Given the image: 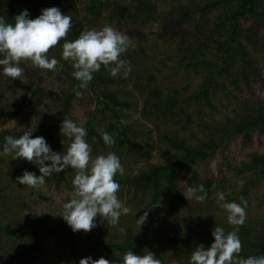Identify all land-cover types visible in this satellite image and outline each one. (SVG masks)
Returning a JSON list of instances; mask_svg holds the SVG:
<instances>
[{"label":"trees","instance_id":"16d2710c","mask_svg":"<svg viewBox=\"0 0 264 264\" xmlns=\"http://www.w3.org/2000/svg\"><path fill=\"white\" fill-rule=\"evenodd\" d=\"M77 2V0H0V16H3L6 22L14 23V17L25 9L29 12V18L35 19L42 14L43 9L58 7L64 15L72 17V28L67 37L47 54L49 59L55 57L58 60L56 67H61L58 73L65 75L69 84L68 88L56 97L54 103L60 110L61 119H65L66 116L71 118L74 103L83 99L86 93L91 94L94 101L89 102V105L94 106V109L88 112V120L83 127L87 131L86 140L94 152L98 144L102 146V150L108 148L95 126V122L101 120L106 124L105 132L115 137V144L111 147L119 151L127 150V156L131 158L138 154L139 161L150 155L144 151L141 143L131 137V128L123 120L126 108L138 106L137 99L140 101L143 99L142 114L145 118L155 116L164 124L181 126L187 130L197 114L202 118L201 112L195 110L197 100L214 109L216 96L221 92H232L231 86L242 91L245 87L250 89L254 81L259 79L264 81L256 57L258 53L264 51V35H260L261 29L264 30V0H205L202 5L181 6L182 18L195 21L198 14L200 17H206L220 10L221 14L214 24V30H209L207 27L209 25L198 19L193 24L194 33L179 36L169 56V60L174 62L171 67L175 74L183 72L187 79L192 76H201L202 82L196 94L183 97L178 89H174L172 93L163 95L162 87L154 86L152 83L157 77L153 72L144 69V47H139L138 54L127 50L121 55V59L129 61L132 65V70L126 79L122 76L111 77L102 66L100 71L93 74V80L88 87L79 89L77 87L79 81L72 76L74 69L71 62L62 59V45L66 41L78 38L86 27L83 23L85 18L82 17V10L86 12V18L93 16L97 20L109 11L106 17L118 24L124 21L151 22L157 19L158 12L153 0H81L83 7ZM250 19L253 20L251 26L244 28V21H250ZM0 58L3 57L0 56ZM20 66L24 68L23 75L31 79L28 87L32 90V94L29 98H23L17 102L18 98L8 92L10 91L9 83L3 81V66H0V108L11 110L14 116L25 113L29 108L37 113H44L45 110L41 111L39 105L44 104L45 109L49 107L45 79L41 80L32 76L27 71L25 63L21 62ZM49 73L53 72L49 71ZM142 73L148 76L145 85L141 83ZM130 84L133 90L126 89ZM74 89L81 91L82 95L77 96ZM186 89L188 90V87ZM242 106L243 108L236 110L233 116H227L222 120L209 118L210 120L202 121L201 128L204 136L196 145L189 143L178 131H165L162 133V141L169 148L162 154V162L151 164L147 169L137 174H128L125 178L114 177L120 184V190L117 193L119 197H122L125 192L132 193L133 202L138 203L139 207L145 204L148 198L151 199L149 207L153 209L154 218L150 228L135 231L130 225L126 228V237L121 243L104 242L92 233H85L82 230L73 232L62 215L56 217L45 213L38 220L12 224L7 218L8 210H4L7 213L5 217L0 216V245L3 239L7 240V244L4 251L0 246V264H34L31 261L37 253L42 251L41 246L35 243L38 240L44 241L47 237H57L61 242L68 244L73 252L78 251V245L87 242L93 250L103 251L106 259L116 261L117 264L122 260L123 254L130 250L135 254L143 255L148 251L156 254L161 248V257L170 255V260L188 261L192 251L199 245L210 247L215 240L212 235L215 228L210 229L206 234L182 229L166 233L164 230L166 220L159 217L158 211L163 197L170 201L169 210L184 208L190 212L194 211L195 208L184 197L180 186L185 167L211 159L234 138L242 136L243 144L246 146L251 142L255 131L264 133V105L258 103L257 106H250L246 103ZM28 129L3 131L0 134V150H3L6 136L18 138ZM58 129V125L33 128L32 137L43 136L53 151H63L64 147L56 142L54 136V132ZM251 158V163L245 164L240 172L255 169H261V171L248 183L250 187L247 186L248 188L242 192L244 195H248L250 188L255 185L261 175H264V154L254 153ZM24 162L28 170L33 169L31 162L26 159ZM68 169L74 172L72 168ZM23 173L14 172L13 180L19 183L16 178ZM53 174L64 176L60 172ZM65 179L64 181H67L69 185L70 180L67 176ZM190 182L198 186L203 185L207 193L206 197H209L214 190L212 178H207L200 183L197 175L194 174ZM5 190L6 187L0 186V199L6 197L2 195ZM27 203L24 202L25 205ZM153 204L156 206L153 207ZM199 211H204V208ZM62 212L63 210L60 214ZM238 236L242 242L241 256L245 258L264 256V225L240 226Z\"/></svg>","mask_w":264,"mask_h":264},{"label":"rangeland","instance_id":"374dc122","mask_svg":"<svg viewBox=\"0 0 264 264\" xmlns=\"http://www.w3.org/2000/svg\"><path fill=\"white\" fill-rule=\"evenodd\" d=\"M77 1V4L83 7L81 0ZM153 2L157 6L158 16L156 20L151 22L133 23L131 21H124L118 24L116 21H110L106 17L109 11H106L104 17L97 20L93 16L86 18V12L82 10V17L85 18L83 23L89 29H100L105 25H110L116 30L129 35L132 39V44L128 50L136 54L139 53V47H144V69L145 71L153 72L157 77L152 83L154 86L162 87L163 95L172 93L174 89H178L183 97L191 94L194 95L202 82L201 76H192L190 79H187L183 72L178 75L175 74L171 67L174 62L169 60V56H171V50L176 46V39L179 36L194 33L193 24L198 19H200V22H206L209 25L207 26L209 30H214V24L221 11L217 10L206 17H200L198 14L195 17V21H190L182 18L181 6L188 4L202 5L205 0H153ZM252 21L251 19L250 21H244V28H249ZM260 35H264L263 29H261ZM256 57L258 58L259 67L264 78V51L258 53ZM22 62L25 63L27 71L32 76L41 80L45 79V88L49 95L47 99L49 107L45 109L44 104H40L41 111L45 110L44 113H37L35 110L29 108L25 113L15 116L11 110L0 108V134L5 130L40 129L42 127L46 128L58 125L59 129L54 132V136L56 142L64 147V151L65 145L69 143V140L60 134V125L63 119L60 118V110L56 108L54 101L57 96L61 95L68 88V80L65 75L58 73L61 67H56L55 71H52L53 73L50 74V70L31 67V61ZM142 74L141 83L145 85L146 81H148V76L144 75V73ZM22 79L3 76V81L9 83L8 88H10V91L8 92H11L18 98L17 102L23 98H29L32 94V90L28 87L31 79L25 75H23ZM11 85L12 87H10ZM187 87L188 90L186 89ZM126 89L133 90L132 84ZM230 89L232 92H221L216 96L214 100L216 107L214 109H211L206 103L203 104L197 100L195 110L201 112L202 118L197 114L194 122L187 130H184L181 126L164 124L155 118V116L145 118L142 114L143 99L141 101L137 99L138 106L126 108L123 120L131 128V137L141 143L144 151L150 155L139 161L140 156L138 154L134 158H131L127 156V150L119 151L111 146H108L106 150H102L100 144H98L96 152L90 146L92 150L91 154L95 157L101 154L106 155L108 152H114L120 158L125 169L123 176L116 175L118 178L119 176L125 178L128 174H137L147 169L151 164L163 161L162 154L169 148L162 141V133L165 131H178L189 143L196 145L198 140H201L204 136L201 128L202 121L213 118L215 120H222L227 116H233L234 112L243 108L242 105L246 103L250 104V106H257L258 103L264 105V81L260 79L259 81L252 82L250 89L245 87L241 91L234 89L232 86ZM93 101L90 93H86L83 99L77 100L74 103L70 119L84 126L88 120V112L94 109V106L89 105V102ZM132 102L134 103V100ZM95 126L100 134L105 132V122L97 120ZM63 151L60 150L57 153H63ZM254 153L264 154V133H260L259 131L253 133L251 142L246 146L243 144V137L240 136L226 143L211 159L197 162L193 166H186L180 179V186L182 194L189 200L195 210L192 212L184 208L169 210L170 201L163 197L158 212L159 217L166 220L164 226L166 233L182 229L184 231L192 230L193 232H203L206 234L216 226L223 227L225 232L233 231L234 227L227 221L228 213L217 203L218 193H223L224 202L243 204V201H247L245 224H259L263 226L264 175H261L255 185L250 188L251 191L248 195L242 193L250 187L248 183L256 178L261 171V169H255L254 171L240 172V169L245 164L251 163V156ZM45 163L50 164L51 162L46 161ZM31 165L33 169L28 170L24 158H13L12 155H4L3 150H0V186L6 187V190L2 194L6 197H1L0 199V216L5 217L8 212L9 216L7 215V218L12 224H24L29 220H38L45 213L59 217L60 212L63 210V204L68 202L74 193L72 180L74 179L75 171H69L68 168L60 172L64 176L52 174L50 177L45 178L43 186L36 188L20 185L13 180V174L16 171L24 172L27 170L39 176V166L34 163H31ZM194 174L197 175L200 183L207 178H212L214 181L212 194L206 197L203 202L196 200L194 196L189 199L184 194V191L190 187H199L198 184L190 182ZM65 176L70 180L69 185H67V181H64L66 180ZM197 195H202V193L198 192ZM241 198H243V201ZM118 199L121 200L125 207L129 208V213L121 215L118 225L111 228L106 219L101 223V218L97 216L94 218L97 226L88 233L94 234L97 239L104 242L115 241L121 243L126 237V228L128 226L132 225L135 231L150 228L152 219L154 218L153 209L149 207L151 203L150 198L141 207H139L138 203L133 202L132 193L128 194L125 192L122 197L118 196ZM25 201L28 202L26 205L24 204ZM201 208H204V211L200 212ZM4 210L8 211L5 212ZM145 211H148V217L139 226L137 221ZM1 243L2 245L0 246L2 247V251H4L7 240L3 239ZM35 244L37 246L40 245L42 251L37 253L31 261L34 264H79L82 258L89 256L94 260H98L101 257L106 259L103 251L93 250L87 242L78 245L77 252H73L68 244L61 242L57 237H47L44 241L38 240ZM160 250L161 248L155 255L156 258L162 261V264H190V259L188 261L170 260V255L161 257ZM137 255L140 254L137 253ZM109 261L110 264H117L116 261H111L110 259Z\"/></svg>","mask_w":264,"mask_h":264},{"label":"clouds","instance_id":"9594fccd","mask_svg":"<svg viewBox=\"0 0 264 264\" xmlns=\"http://www.w3.org/2000/svg\"><path fill=\"white\" fill-rule=\"evenodd\" d=\"M72 28V17L64 15L58 7H49L42 10V14L35 19L29 18L25 9L14 17V23L6 22L0 16V66L5 77L21 78L24 68L22 61H31V67L55 71L58 60L48 58L49 50L65 39ZM132 44L129 35L124 34L110 25L100 29L87 27L81 31L78 38L66 41L62 45V59L71 62L74 69L72 76L79 81L78 88L86 89L93 80V74L103 66L113 78L122 76L127 78L132 70L129 61L121 59ZM23 80V79H22ZM26 82V81H25ZM77 96L82 92L74 89ZM33 128L24 131L17 137L6 136L3 145L4 155H13V158H24L28 162L39 166L40 175L24 171L16 179L20 184L36 188L45 184V178L53 173L72 168L75 171L72 184L74 193L70 200L63 204L62 215L73 232L83 230L90 232L96 227L97 216L108 221L109 227L119 223L121 215L129 213L117 193L120 184L114 179L119 174L123 176L125 169L120 158L114 152H108L95 157L91 154V147L86 141L87 131L74 120L66 116L60 125V134L67 137L69 143L65 145L63 153L54 152L43 136L32 137ZM106 145L115 144V137L107 132L101 133ZM64 142V141H63ZM50 161V164H46ZM203 193L197 195V193ZM184 194L187 198L195 197L203 202L206 190L203 185L198 188L190 187ZM223 193L217 194V203L228 213L227 221L234 227L233 231L216 226L212 235L215 240L210 247L199 245L192 251L190 264H264V256L240 255L242 242L239 239V227L246 222L247 201L243 204L224 202ZM156 205L153 204V207ZM148 217V211L138 219L141 226ZM79 264H110L104 257L98 260L85 257ZM118 264H162L151 251L137 255L133 251L123 254Z\"/></svg>","mask_w":264,"mask_h":264}]
</instances>
